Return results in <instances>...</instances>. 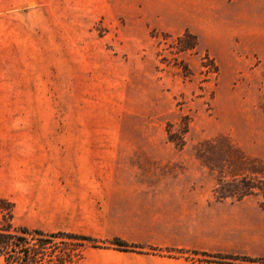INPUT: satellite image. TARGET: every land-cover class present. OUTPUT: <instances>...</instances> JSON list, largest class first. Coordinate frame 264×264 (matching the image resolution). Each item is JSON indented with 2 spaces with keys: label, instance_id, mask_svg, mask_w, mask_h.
Segmentation results:
<instances>
[{
  "label": "rangeland",
  "instance_id": "rangeland-1",
  "mask_svg": "<svg viewBox=\"0 0 264 264\" xmlns=\"http://www.w3.org/2000/svg\"><path fill=\"white\" fill-rule=\"evenodd\" d=\"M186 30L197 46L176 52ZM205 54L217 73L201 66ZM184 124L177 148L166 128ZM73 137L157 140L148 183L173 188L180 224L211 232L210 252L264 256L259 197L213 201L215 173L195 156L221 138L230 157L264 169V0H0V198L13 203L14 225L84 228L46 216L65 203L51 185L62 175L37 152ZM208 148L217 159L218 143ZM97 249L86 248L84 264L116 260H90Z\"/></svg>",
  "mask_w": 264,
  "mask_h": 264
},
{
  "label": "crops",
  "instance_id": "crops-1",
  "mask_svg": "<svg viewBox=\"0 0 264 264\" xmlns=\"http://www.w3.org/2000/svg\"><path fill=\"white\" fill-rule=\"evenodd\" d=\"M41 142L42 148L37 152L47 158L49 168L62 175L51 179L55 188L52 193L65 201L46 216L84 227L70 232L159 247L218 250L213 246L216 241L211 232L183 226L181 214H172V187L148 183L149 168H153L156 158L149 147L162 145L155 144L157 140L73 137ZM191 240L206 241L207 245L187 244ZM100 252L116 256L108 264H189L183 258L108 248L97 249L90 260L96 259Z\"/></svg>",
  "mask_w": 264,
  "mask_h": 264
},
{
  "label": "trees",
  "instance_id": "trees-1",
  "mask_svg": "<svg viewBox=\"0 0 264 264\" xmlns=\"http://www.w3.org/2000/svg\"><path fill=\"white\" fill-rule=\"evenodd\" d=\"M195 34L184 31L176 37L173 47L176 52L191 51L197 46ZM210 62L207 72L217 73L215 61L207 54L201 62ZM184 72L189 73L182 65ZM166 128L167 139L177 148L184 145L182 134L187 126L172 131ZM218 143V158L214 159L208 147ZM195 149V156L205 167L215 173V184L211 190L212 200L220 202L229 200L239 202L246 197H259V206L264 207V169H259L244 156L230 157L231 144L225 139L206 140ZM229 169V175H226ZM112 248L120 251H131L139 254H153L169 258H183L194 264L193 258L205 264H264V256H248L210 252L207 250L190 249L184 247H159L140 243H128L119 238L108 241L99 240L86 234L56 231L45 232L41 229L16 226L13 223V203L0 198V264H84L86 248ZM244 262V263H243Z\"/></svg>",
  "mask_w": 264,
  "mask_h": 264
}]
</instances>
